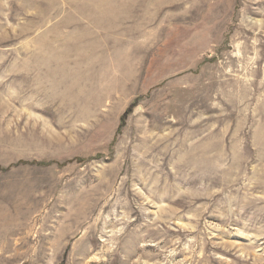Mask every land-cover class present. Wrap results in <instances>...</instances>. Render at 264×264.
Here are the masks:
<instances>
[{
    "label": "rangeland",
    "instance_id": "rangeland-1",
    "mask_svg": "<svg viewBox=\"0 0 264 264\" xmlns=\"http://www.w3.org/2000/svg\"><path fill=\"white\" fill-rule=\"evenodd\" d=\"M0 264H264V0H0Z\"/></svg>",
    "mask_w": 264,
    "mask_h": 264
}]
</instances>
